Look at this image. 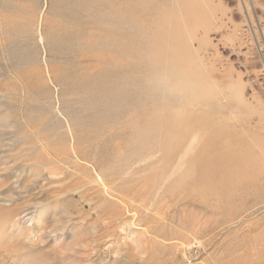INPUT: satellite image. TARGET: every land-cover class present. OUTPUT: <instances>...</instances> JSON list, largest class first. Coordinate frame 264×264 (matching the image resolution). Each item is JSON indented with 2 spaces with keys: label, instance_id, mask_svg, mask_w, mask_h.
I'll list each match as a JSON object with an SVG mask.
<instances>
[{
  "label": "rangeland",
  "instance_id": "1",
  "mask_svg": "<svg viewBox=\"0 0 264 264\" xmlns=\"http://www.w3.org/2000/svg\"><path fill=\"white\" fill-rule=\"evenodd\" d=\"M0 264H264V0H0Z\"/></svg>",
  "mask_w": 264,
  "mask_h": 264
},
{
  "label": "bare ground",
  "instance_id": "2",
  "mask_svg": "<svg viewBox=\"0 0 264 264\" xmlns=\"http://www.w3.org/2000/svg\"><path fill=\"white\" fill-rule=\"evenodd\" d=\"M148 66V65H147ZM148 68H149V66H148ZM153 70V69H152ZM148 72H149V70H148ZM151 74V76H152V73H150ZM153 75H154V73H153ZM150 75L148 74V77H149ZM151 78H153V76L151 77ZM149 79V81H147V82H145L144 84H143V87L145 88V91H143V92H141L140 93V95H138L137 96V98H132L130 101H135L136 103H140L142 106H144V107H146L148 110H154L153 109V105H154V99L156 98V95L157 94H159V91H158V89H160L159 87H157L156 86V81L154 82V80H152V79ZM156 78H157V76H156ZM158 82H161V80L160 81H158ZM108 85V84H107ZM117 85V84H116ZM165 85V84H164ZM117 91V90H116ZM128 99H130V97L128 98ZM139 110V109H138ZM144 111V110H143ZM149 113H150V111L148 112V115H149ZM134 116V115H133ZM154 120H156V121H159V118H158V116H156V115H151L149 118H147L146 119V122H147V124L148 125H152V124H154V123H152V122H154ZM137 120L135 119L134 120V122H136ZM136 124V123H135ZM137 124H138V122H137ZM102 129V128H101ZM144 129V128H143ZM140 130V129H139ZM146 131H147V129H145ZM152 131V130H151ZM156 131V130H155ZM160 147V146H159ZM166 149V148H165ZM203 173V172H202ZM124 174V173H123ZM210 175H211V173H210ZM203 176V175H202ZM204 185V184H203ZM199 186V185H198ZM160 195V194H159ZM153 201V200H152ZM97 207V206H96ZM114 207V206H113ZM152 208V207H151ZM159 212V211H158ZM166 222V221H165Z\"/></svg>",
  "mask_w": 264,
  "mask_h": 264
}]
</instances>
